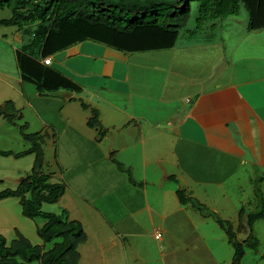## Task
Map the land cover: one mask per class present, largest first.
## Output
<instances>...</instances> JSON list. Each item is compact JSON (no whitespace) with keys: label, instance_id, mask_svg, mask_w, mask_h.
<instances>
[{"label":"crops","instance_id":"1","mask_svg":"<svg viewBox=\"0 0 264 264\" xmlns=\"http://www.w3.org/2000/svg\"><path fill=\"white\" fill-rule=\"evenodd\" d=\"M232 21L236 23V20ZM30 26L26 30L18 28L19 32L14 34V43L20 44L21 49H28L27 47L35 42L38 25L31 31L32 39L28 36ZM232 30L228 26V19L214 21L203 30H198L196 27L197 32H188L189 43L181 46L177 43L172 49L162 50L175 55V59L179 58V63L184 65L187 62L196 63L199 57L201 64L204 61L206 73L203 78L202 71H199V75L196 74L197 77L194 78L183 76L185 83L175 87L173 85L170 90L168 80L174 73L181 75V71L180 68L173 67L174 65L169 66L167 71L170 76L161 80L162 87L158 89H161L164 97L166 92L164 90L168 87L170 99L166 102L162 97L159 103L153 104L152 107H150L153 101L151 98H145L143 95L139 99L133 98L134 93L130 91L131 84L128 82L131 81L129 60L133 58L132 55L152 52L123 53L105 45L103 46L106 48H101L102 44L99 43L84 41L50 57L51 67L73 80L80 90L42 94L38 92L39 97L46 95L59 99L56 100V104L63 113L61 120L62 123H66L64 127L67 129L69 125L72 127L81 124L76 120L80 119L79 117L86 119L82 122L86 129H93L89 123L92 114L88 112L92 109L96 110L100 117L104 116L102 119L106 130L104 138L106 141L110 139V148L105 151L101 149L103 151L101 153L105 155L100 156V159L109 161L110 169L106 174L103 173L104 176H98L95 183L87 179L89 177L86 172L66 178L65 173H70L71 169L62 165L60 167L59 164L55 165L58 172L62 169V176L72 182V186L68 189L76 191L79 198L75 199L74 203L83 206L82 216L75 215L72 207L65 208L61 212L56 211L57 214L67 211L71 220L82 224L85 241L79 245L81 258L89 253L93 255L95 263L98 262V256L100 264H114L112 263L114 257H119L120 262L116 264H127L130 261L128 260L130 254L133 253L131 256L136 257L134 264H146L147 253L161 251L163 264L228 263L230 258L222 259L220 251L216 248L212 249L206 242L200 241L208 252L204 253L195 246L194 251L197 253H192V244L199 243V239H192L190 234L195 224L193 218L186 213L192 212L191 201L181 202L178 190H184L188 197L194 195L196 198L194 188L197 192L206 191V187L210 185L217 189L223 187L225 181L233 177L241 168L252 167L257 171L264 167V38L259 43L255 42L254 36L262 31L251 32L249 27L241 34ZM242 35L246 37L239 40L238 37ZM198 38L200 40L193 42V39ZM14 49L18 70L13 74L5 73V77L15 81L20 86L22 95L26 97L27 90L31 88H27L25 83L32 84L23 79L17 58L20 49ZM161 72L165 71L161 68ZM185 74L187 75L188 72ZM202 79L204 81L201 83ZM5 82L9 90L16 89L10 82ZM157 86V84L142 83V87L148 91H154ZM176 88L180 91L179 101H176L175 97L172 98L177 93H175ZM183 90L187 91L184 101ZM26 99L29 101L27 97ZM178 102L181 105H178ZM161 105L173 109L167 119L159 116L161 110L155 107ZM80 110L84 111V114L78 116L75 111ZM108 111H112L111 117L105 116ZM73 113L76 118L75 125L71 124ZM135 121H138L135 126L136 130H139L138 139L134 143H129L124 137L134 132L129 126ZM67 129L64 130L65 134L68 132ZM60 135V132H57V136ZM161 135H165L167 139L175 137L178 140V145L173 151L178 161L173 164L170 161L166 165L163 164V176L159 177L158 171H155V175L152 173L154 169L150 171L152 160L148 154L152 155V158L154 154H162L158 155L156 163L164 162V156H168L170 150L166 145L162 151L155 146L154 141ZM153 141V147L147 152V144ZM73 152L69 157L71 162L77 161ZM263 180L264 178H261V182ZM78 182L84 184L83 188L86 192L91 190L92 192L85 195V192L78 188ZM173 183L178 184L179 188L171 186ZM95 186L97 190L93 191ZM168 190L173 191L177 202L174 196L169 198ZM67 192L58 203L52 205H59L67 197ZM197 198L205 204L199 197ZM98 201L100 204L95 205L94 203ZM160 212L174 214L167 215ZM153 213H156L164 223L162 226L155 225L158 221L153 218ZM176 213L185 214L174 218L172 225L168 226L167 220L172 218L169 216L175 217ZM44 224L42 223V226ZM40 225L37 227V232L41 228ZM152 225L155 234L165 232L168 237L172 230L173 237L177 239L176 242L169 237L166 246L164 245V253L161 249L164 235L162 240L157 242L159 248L141 243L147 233L145 230L147 231ZM183 228L189 230L181 233L180 230ZM154 232L151 234L153 235ZM95 250H98V254ZM190 254L195 256V259L190 258ZM209 255L210 262H208ZM232 259L230 260L233 261Z\"/></svg>","mask_w":264,"mask_h":264},{"label":"rangeland","instance_id":"2","mask_svg":"<svg viewBox=\"0 0 264 264\" xmlns=\"http://www.w3.org/2000/svg\"><path fill=\"white\" fill-rule=\"evenodd\" d=\"M99 1L100 3L98 5V8L99 10H102L103 3L111 7L114 5H120L130 8H145L148 7L150 2L155 1L159 4L167 5L169 3H173L174 0ZM12 10L13 9L10 8H0V22L2 20L12 19ZM178 11L179 10L172 9L160 13L166 15L167 18H173L174 15L175 17H177L179 15L178 17L181 18V22L185 17H187V25L181 31L177 42L178 45L181 46L189 43L188 40L190 38L188 32H197L196 27L198 26L197 18L199 16V4L198 2L193 1L189 12L184 13V8H181L180 12ZM150 15L152 16L153 14ZM160 17L162 19L164 18V16ZM131 19L132 18H130V20ZM126 20L128 21L129 18H127ZM232 20H236V23ZM174 22H176V24L179 23L176 19ZM249 24L250 16L244 8H242L237 17L228 19V26L233 29V32L237 34H241L244 31H247ZM36 28L37 24L31 25L29 27V38H31V31ZM18 30V27H14L12 25H2L0 23V153L7 152L13 154L9 157L0 156V192L8 188L15 190L18 189L19 186L24 182V179H30V177L32 178L40 171L38 167L36 170H33L35 167L34 163L37 158V154L35 155L34 153H29V155L27 154L26 156L22 155L19 158L15 157V155L29 152L34 148V142L29 141L26 138V135H33V137H36V139L41 144L42 152L39 155L40 158H43V162L40 168L42 173H44L45 175H51L50 182L52 184H64L68 189V187L72 186V182H69V180H67L66 178H68L70 175L74 176L83 172L88 173V177L91 179H87L90 181L93 180L92 183H95L98 176H104L103 173L106 174L108 169H110L108 167L109 161L100 159V156L103 157L105 155L101 152L105 151V149L108 150L110 148V139L106 141V139L104 138V136L106 135L105 126H103L102 124V119L104 118V116L100 117V115H97L95 118L91 117L89 123H92L90 125H92L93 129H86V126L84 125V123H82L86 119H84L83 117H79L80 119H76L73 113L71 124L75 125L74 119L80 121L81 124L72 127L69 125V128L67 129L66 127H64L66 123H62L61 120V116L63 115V113L60 112L59 106L56 104V100L59 99L51 98L50 96L46 95L39 97L40 95L38 91H36V87L34 85H28L25 83L27 88H31V90H27L26 94V97L30 102H32L31 104H29V101L26 99V97L22 95L20 86H18L15 81H11L9 80V78L5 77V73L8 72L10 74H13L18 70L16 58L14 55V48L18 50H21L22 48L20 44L14 43V34L15 32H19ZM23 30H26V28ZM245 37L246 35H242L238 37V39L241 40ZM263 38L264 30L262 31V33H258L254 36L255 42L258 43L263 41ZM197 40H200V38L193 39V42H197ZM100 46L101 48H106L103 45ZM261 47L263 48L262 45ZM132 57L133 58L129 60L131 81L128 82L131 84L130 91L134 93L133 98L135 99H137L136 97H138V99L141 98L142 95L145 98H151L153 101L151 102L150 107H152L153 104H158L159 99L163 97V95L161 94V89L158 88L162 87L161 80H164L170 76L167 71V68H169V66L174 65L173 67H178L181 71V75L174 73L170 80H168V82L170 83L169 89L173 85L175 87L177 85H181L183 82L185 83L183 76L194 78L199 75V71H202L203 78L205 77L206 73V66H204V61L201 64V59L199 57L197 58L198 60H196V63L187 62L186 65L179 63V58L175 59V55L163 51L152 52L144 55H132ZM260 64L261 62H259V65ZM161 68L165 71L164 73L161 72ZM185 72H188V74L186 75ZM5 81L10 82L13 86H15L17 90H9V88L6 87ZM203 81L204 80L202 79L201 83ZM142 83L145 85L157 84L158 86L154 91H148L142 87ZM167 90L168 87L164 90L166 92L163 97L166 102L170 99L168 95L170 94L171 89L168 92ZM175 93L176 95L172 96V98L175 97L176 101H179L180 91H177V88L175 89ZM186 93L187 91L183 90V101L186 99ZM166 102H164V104H166ZM178 105L181 104H179L178 102ZM155 107H158L161 110L159 116H161L162 118L171 116V113L173 112V109L167 105ZM92 111L93 109L89 111L88 114H92ZM136 112L138 113L137 110ZM75 113L79 116L84 114V111H75ZM111 114L112 111H108L106 112L105 116L111 117ZM43 121L48 126L44 125ZM137 123L138 121L131 123L129 129L134 132H132L128 137H124L129 143H134L138 139L137 132L139 130L137 131L135 127ZM65 129L68 130L67 134L64 133ZM57 132H60L61 135L57 136ZM154 141L156 142L155 146H157V148H160L162 151H164L166 145L170 150L168 156H164L165 160L164 162H162V164L156 163L158 155L162 154H154L153 158L152 155L148 154L150 160H152L150 171L154 169L152 173L155 175V171H158L159 177H162L163 164L166 165L169 161L173 164L178 161L175 154H173L175 147L178 145V140L175 137H170L169 139H167L165 135H161L159 136V139L156 137ZM154 141L147 144V152H149L150 147H153ZM99 143H101V145ZM72 151H74L73 153L76 155L77 161H70L69 157H71L70 154H72ZM165 153L167 154L166 151ZM90 163L92 164L89 166L88 164ZM56 164H59L60 167L62 165V167L66 166L67 169H71L70 173H65L66 178L62 176V169L60 170V172H58V169L55 166ZM261 178H264V167H261L257 171H254L252 167L249 169L241 168L238 172L235 173L233 177H229L225 181L226 183L223 187H219L216 189L212 188V186L210 185L206 187V191L203 190L199 192H197V189L194 188L196 196L199 197L201 201H204L205 204L198 201V198H195L194 195L189 197L192 200L190 203V210L192 212L186 213L193 218L195 223L193 225L194 229L192 228V231L190 230V234H192V239H199V243L194 242L192 244L193 254L197 253L194 251L195 246L198 249L204 251V253L208 252L207 249L201 245L203 244L201 242H206L208 243L209 247H212V249L216 248L218 249V251H220L219 254L222 259H226V257L232 259L234 257L235 251L228 243V238L225 231L222 230L216 222L217 219H221L225 221L229 225V228H231L235 232L239 241H241L242 243H246V256L244 257L241 264H264V219L258 220L254 224L253 236L251 238H249L251 228L248 225L250 215L264 212V180L263 182H261ZM71 179L72 177L70 178V180ZM171 186L176 187V189L179 188L178 184L176 185L175 183L171 184ZM83 187L84 184L78 182V188L85 192V195H88L92 192V190L86 192ZM95 190H97V186H95V188L93 189V191ZM167 192L169 194V198L171 196H174L176 202L178 201L176 195H174L172 190H168ZM66 195L67 197L59 205H44L43 211L57 214L56 211L58 210H60L61 212V210L65 208L72 207L74 208L73 211L75 212V215L82 216L81 213L84 212V210L82 209L83 206H80L76 202L74 203L75 199H79L76 195V191L74 192L68 189ZM186 196H188V194H186ZM196 202L201 203L205 207L204 212L196 211V208L192 206L193 204H196ZM94 204L99 205L100 202L98 201ZM241 212H243V216L241 215ZM160 213H166L167 215L174 214L173 212ZM182 214L185 213H176L175 217L169 216L172 218L167 220L168 226L169 224L172 225L174 218H177V216ZM153 218L158 221L155 224L156 226H162L164 224L160 221L156 213H153ZM42 223H45V220L30 219L23 214V206L19 198L5 199L0 202V235L7 239L9 245H11L13 242L18 243L21 238L28 239L34 245L41 244L42 240L37 234V227L40 224V227H43ZM188 225L190 224L188 223ZM241 226L242 234H239L238 230ZM153 228L154 227L152 225L151 227H148L147 231L145 230V232L147 233L145 235V238L142 239L141 243H144L145 245L147 244V246L149 247L154 248L157 246V248H159V244L157 243L158 240L154 236L155 229ZM186 230L189 229L183 228L180 231L181 233H183ZM153 232L154 234L152 235L151 233ZM179 234L180 232L178 233V235ZM162 235H164L162 242L165 243H162L163 246L161 245V249L164 253V247L166 246V242L168 241L169 237H171L176 242L177 239L173 237L172 230H170L168 237L165 232ZM187 235L189 234L187 233ZM242 236H245V238L242 239ZM252 246H255L256 248ZM95 251V253L98 254V250ZM160 252L161 251H153V253H147L146 264H163L161 261L162 255ZM68 254L69 259L72 261V263L75 264L77 262V256L74 251ZM131 254L130 258L128 259L130 261L127 262V264H129L130 262L132 264L135 263L136 257L131 256ZM85 255L86 257L80 259L79 264H100L98 263L100 262V258L98 256V262L95 263L93 260V255L89 253ZM189 257L195 259V256H193L192 254H190ZM210 258L211 257L209 255L208 262H210ZM230 259L227 261V264H231L232 261ZM119 262V257L113 258L112 263L116 264Z\"/></svg>","mask_w":264,"mask_h":264},{"label":"trees","instance_id":"3","mask_svg":"<svg viewBox=\"0 0 264 264\" xmlns=\"http://www.w3.org/2000/svg\"><path fill=\"white\" fill-rule=\"evenodd\" d=\"M193 1L199 4L198 30H203L211 22L237 17L242 8L250 16L249 30H264V0H174L167 5L154 1L145 8L120 5L111 7L103 3L102 10L98 8L99 0H0L1 9H13V18L0 23L22 29L33 24L38 25L34 44L17 53L18 65L25 82L34 85L41 94L78 92L80 87L73 80L45 65L43 61L84 41H92L131 54L172 49L187 25V17L181 22L179 15L167 18L160 12L172 9L180 12L184 8V13H187ZM127 18L132 19L127 21ZM175 19L178 24L174 22ZM97 115L99 114L93 110L92 117ZM26 138L34 142V148L15 157L37 154L33 170L38 167L40 171L26 179L18 189L0 192V202L13 197L19 198L26 217L45 220V224L37 232L42 242L34 245L28 239L21 238L18 243L9 245L7 239L0 235V264H74L68 254L72 251L77 256L75 264H79V245L85 241L82 224L71 220L67 211L61 214L42 211L44 204L58 203L65 195L67 186L52 184L51 175L42 173L40 167L43 158L39 155L42 152L41 144L33 135H26ZM12 155L7 152L0 153L4 157ZM178 196L183 203L192 201L184 190H178ZM193 207L201 212L205 210L199 202L193 204ZM241 215L243 216V212ZM261 219H264V212L249 216V238L253 236L254 224ZM216 222L225 231L229 244L235 251L232 264H241L246 255V243L238 240L225 221L217 219ZM238 232L242 234V226Z\"/></svg>","mask_w":264,"mask_h":264},{"label":"built area","instance_id":"4","mask_svg":"<svg viewBox=\"0 0 264 264\" xmlns=\"http://www.w3.org/2000/svg\"><path fill=\"white\" fill-rule=\"evenodd\" d=\"M45 64L46 65H51V59L50 58H48V59H46L45 60ZM162 233L161 232H156V234H155V238L158 240V241H161L162 240Z\"/></svg>","mask_w":264,"mask_h":264},{"label":"clouds","instance_id":"5","mask_svg":"<svg viewBox=\"0 0 264 264\" xmlns=\"http://www.w3.org/2000/svg\"><path fill=\"white\" fill-rule=\"evenodd\" d=\"M48 59V58H47ZM51 59V58H50ZM46 60V59H45ZM45 60L43 61V63L45 64ZM51 62H52V60H51ZM52 64V63H51ZM46 65V64H45ZM47 66H51V65H47Z\"/></svg>","mask_w":264,"mask_h":264},{"label":"water","instance_id":"6","mask_svg":"<svg viewBox=\"0 0 264 264\" xmlns=\"http://www.w3.org/2000/svg\"><path fill=\"white\" fill-rule=\"evenodd\" d=\"M247 237V236H246ZM245 238V236H242V239Z\"/></svg>","mask_w":264,"mask_h":264}]
</instances>
